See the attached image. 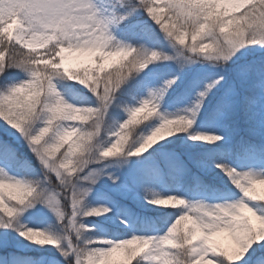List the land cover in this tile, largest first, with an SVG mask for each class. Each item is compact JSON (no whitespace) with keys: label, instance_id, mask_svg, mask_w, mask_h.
I'll use <instances>...</instances> for the list:
<instances>
[{"label":"snow or ice","instance_id":"obj_1","mask_svg":"<svg viewBox=\"0 0 264 264\" xmlns=\"http://www.w3.org/2000/svg\"><path fill=\"white\" fill-rule=\"evenodd\" d=\"M0 264H264V0H0Z\"/></svg>","mask_w":264,"mask_h":264}]
</instances>
